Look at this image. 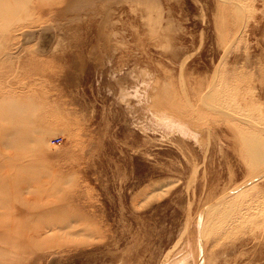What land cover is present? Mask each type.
Segmentation results:
<instances>
[{"label": "rangeland", "instance_id": "rangeland-1", "mask_svg": "<svg viewBox=\"0 0 264 264\" xmlns=\"http://www.w3.org/2000/svg\"><path fill=\"white\" fill-rule=\"evenodd\" d=\"M0 264H264V0H0Z\"/></svg>", "mask_w": 264, "mask_h": 264}]
</instances>
